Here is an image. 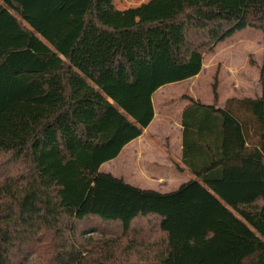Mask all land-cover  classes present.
I'll use <instances>...</instances> for the list:
<instances>
[{
    "label": "trees",
    "instance_id": "trees-1",
    "mask_svg": "<svg viewBox=\"0 0 264 264\" xmlns=\"http://www.w3.org/2000/svg\"><path fill=\"white\" fill-rule=\"evenodd\" d=\"M246 28L264 41V0H0V264H264V52L261 96L185 97L195 179L162 194L100 171Z\"/></svg>",
    "mask_w": 264,
    "mask_h": 264
},
{
    "label": "rangeland",
    "instance_id": "rangeland-1",
    "mask_svg": "<svg viewBox=\"0 0 264 264\" xmlns=\"http://www.w3.org/2000/svg\"><path fill=\"white\" fill-rule=\"evenodd\" d=\"M148 1L150 0H115V4L120 10H125ZM263 52V32L246 28L205 53L203 68L198 76L165 85L155 95L154 104L158 113L160 112V121L153 129L155 135L149 133L143 137V140L150 139L153 145L146 147L143 141L138 147L135 144L128 149V154L105 163L100 171L111 173L136 187L150 189L156 170L152 164H162L164 158H170L172 163L176 162V147H172L171 143L180 111L189 104L185 97L211 105L214 103L215 82L219 95L218 106H225L228 100L234 98L260 96ZM179 179H184V176H179Z\"/></svg>",
    "mask_w": 264,
    "mask_h": 264
},
{
    "label": "crops",
    "instance_id": "crops-1",
    "mask_svg": "<svg viewBox=\"0 0 264 264\" xmlns=\"http://www.w3.org/2000/svg\"><path fill=\"white\" fill-rule=\"evenodd\" d=\"M157 93H158V91L152 96V102H153L154 112H155V116H154L153 121L144 130L141 137L137 138L136 140L132 141L127 146H125V148L123 149V151L121 152V154L117 158L123 157L126 154H128L130 151L128 149H130V147H133L135 144L138 147V144L142 141L145 142L144 146H146V147L153 145V142H151L150 139H144L143 140V137H144V135H148L149 133L153 134L154 127L160 121V112L158 113V111L155 107V104H154V98H155V95ZM261 94H262V89H261ZM261 94H260V96H261ZM185 107L186 106H184L181 109L180 114L177 118L176 132L174 135L173 143H171L172 147H174V146L176 147V152L178 155L177 158L175 159L176 162L172 163L170 158H164V160L162 161V164H158L157 166L154 163L152 164V166L156 167V170H155L154 176H153L154 183L152 184V186H149L150 190H154V191H157V192L162 193V194L171 193V192L177 191L181 185L191 181L192 179H195V176L189 171V169L181 161L182 149H183V147H182L183 128L181 126V114H182V111L184 110ZM218 107L223 109L225 106H218ZM164 122L167 123L166 120ZM153 135H155V134H153ZM168 137H169V135H168ZM175 164H176V166H175ZM177 166L180 167L181 170H178L176 168ZM179 176H184V179L180 180ZM147 189H149V188H147Z\"/></svg>",
    "mask_w": 264,
    "mask_h": 264
}]
</instances>
